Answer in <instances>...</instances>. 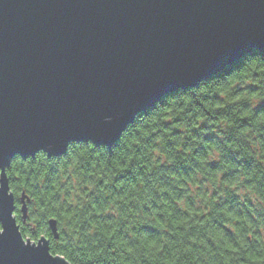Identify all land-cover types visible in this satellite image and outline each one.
<instances>
[{"label":"clouds","instance_id":"9594fccd","mask_svg":"<svg viewBox=\"0 0 264 264\" xmlns=\"http://www.w3.org/2000/svg\"><path fill=\"white\" fill-rule=\"evenodd\" d=\"M0 194L40 264H264V53L161 96L114 143L16 152Z\"/></svg>","mask_w":264,"mask_h":264},{"label":"water","instance_id":"95a60500","mask_svg":"<svg viewBox=\"0 0 264 264\" xmlns=\"http://www.w3.org/2000/svg\"><path fill=\"white\" fill-rule=\"evenodd\" d=\"M252 48L264 0H0V168L69 139L114 143L135 112ZM9 209L0 194V264H40Z\"/></svg>","mask_w":264,"mask_h":264},{"label":"trees","instance_id":"16d2710c","mask_svg":"<svg viewBox=\"0 0 264 264\" xmlns=\"http://www.w3.org/2000/svg\"><path fill=\"white\" fill-rule=\"evenodd\" d=\"M263 53V52H262ZM52 254H54L55 256H57V255H59V256H62V255H60V254H57V253H52ZM63 257V256H62Z\"/></svg>","mask_w":264,"mask_h":264}]
</instances>
